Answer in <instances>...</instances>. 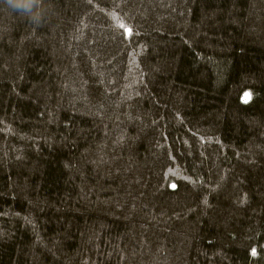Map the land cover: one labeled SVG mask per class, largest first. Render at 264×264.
<instances>
[{"label":"trees","instance_id":"obj_1","mask_svg":"<svg viewBox=\"0 0 264 264\" xmlns=\"http://www.w3.org/2000/svg\"><path fill=\"white\" fill-rule=\"evenodd\" d=\"M42 7L0 0V264H264V0Z\"/></svg>","mask_w":264,"mask_h":264},{"label":"clouds","instance_id":"obj_2","mask_svg":"<svg viewBox=\"0 0 264 264\" xmlns=\"http://www.w3.org/2000/svg\"><path fill=\"white\" fill-rule=\"evenodd\" d=\"M17 12H23L33 22L39 24L43 17V0H7Z\"/></svg>","mask_w":264,"mask_h":264},{"label":"snow or ice","instance_id":"obj_3","mask_svg":"<svg viewBox=\"0 0 264 264\" xmlns=\"http://www.w3.org/2000/svg\"><path fill=\"white\" fill-rule=\"evenodd\" d=\"M130 31V30H129ZM246 96H247V94H246ZM173 187H174V185H173ZM253 255H255V250H253Z\"/></svg>","mask_w":264,"mask_h":264}]
</instances>
